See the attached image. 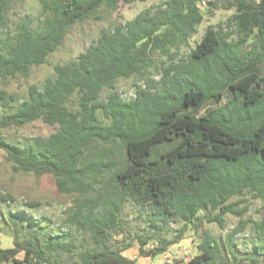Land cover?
Returning <instances> with one entry per match:
<instances>
[{"label":"trees","instance_id":"trees-1","mask_svg":"<svg viewBox=\"0 0 264 264\" xmlns=\"http://www.w3.org/2000/svg\"><path fill=\"white\" fill-rule=\"evenodd\" d=\"M16 1L0 0V20ZM121 1L144 0H38L37 26L21 20L0 37V78H29L72 26L103 6L117 9ZM160 1L103 32L76 60L55 65V76L42 87L30 86L28 98L0 90V131L38 120L57 127L26 145L0 133V151L15 171L52 175L60 191L80 193L67 222L89 237L80 249L62 235L41 240L40 229L19 241L14 222L13 247L2 248L0 240V264H61L55 255L66 252L75 264H137L124 254L132 244L117 246L114 237L125 232L122 209L128 202L149 211L154 232L136 239L142 257L164 254L201 220L224 228L232 215L239 227L227 235L225 247L208 233L186 264H264V216L245 219L247 207H241L245 195L264 205V0H225L236 11L228 28H208L184 57L171 51L198 32L204 19L198 0ZM157 52L169 59L160 80L148 78L147 89L139 87L135 98L124 100L117 81L145 77ZM106 89L112 92L102 100ZM203 211L209 213L201 218ZM171 219L184 228L167 240L162 223ZM250 223L256 249L241 257L236 237Z\"/></svg>","mask_w":264,"mask_h":264},{"label":"rangeland","instance_id":"rangeland-1","mask_svg":"<svg viewBox=\"0 0 264 264\" xmlns=\"http://www.w3.org/2000/svg\"><path fill=\"white\" fill-rule=\"evenodd\" d=\"M259 1V0H257ZM160 0H144L127 4L121 1L119 7L111 10L103 6L95 17L82 23L72 26L66 35L62 46L53 53L48 62L44 65L33 67L29 78L16 77L3 80L0 78V90L18 95L21 100L28 98V90L32 85L42 87L47 79L55 76L54 67L57 64H66L78 58L90 45L95 43L103 32L113 31L116 26L124 25L133 20L138 14L149 9H155ZM198 5L204 15L203 22L198 26V32L189 41L181 45L179 49H172L171 52H178L184 57L195 48L204 37L208 28L220 27L225 30L236 13L235 8L225 2V0H198ZM42 8L38 0H17L6 15L5 20H0V37L7 36L16 30L17 24L21 20L31 21L33 27L38 25L41 18ZM234 39L236 37L234 36ZM167 56L159 52L154 54V63L146 72L145 77L133 76L131 78H121L116 83V91L124 100L133 99L139 87L147 89L148 78L156 81L163 75V69L168 64ZM264 74V66L261 67ZM111 90H104L101 99L107 100ZM227 97V96H226ZM228 99V98H226ZM18 104L10 107L9 111H14ZM4 112L0 104V115ZM100 120L105 123V118L100 114ZM57 131L56 126L49 125L42 120L28 123L20 128H7L0 133L14 143L26 145L30 141L38 138H48ZM80 193L71 191V194L59 190L57 180L52 175L37 177L32 173L17 172L9 163L3 151H0V240L2 248H11L16 240V227L14 222H18V240L23 241L40 229L41 240L51 235H62L66 243L71 245V239L77 242L78 249L86 240L88 235L78 231L76 227L67 222V212L74 206L75 201L81 198ZM247 200L241 207H247L245 219L253 221L261 220L264 216V205L260 200L253 199L250 195L243 197ZM209 212L203 211L199 217L204 218ZM149 211L136 206L133 203H126L122 209V219L124 220L125 232L116 234L115 242L117 246L131 243V248L124 254L131 259L137 260V264H186L192 257L198 254V245L202 237L211 234L219 240L225 247V239L229 233L239 227V218L232 215L225 217V227L221 228L216 223H208L206 220L198 222V229L187 228L178 243L171 246L164 254L156 258H146L139 255V245L137 235H151L153 229L147 222L146 217ZM252 223L247 229L236 237L237 250L241 257L248 256L255 252L257 240L252 230ZM184 224L179 219H171L162 223L161 235L167 240L178 237ZM155 241L149 242L146 250L155 247ZM55 259L61 264H75L77 258L70 252L62 255H55ZM24 254L18 255L22 260Z\"/></svg>","mask_w":264,"mask_h":264}]
</instances>
